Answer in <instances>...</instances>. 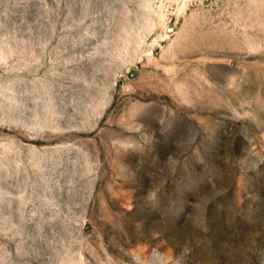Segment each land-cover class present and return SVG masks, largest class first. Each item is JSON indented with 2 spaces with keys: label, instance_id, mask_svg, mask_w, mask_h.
<instances>
[{
  "label": "rangeland",
  "instance_id": "obj_1",
  "mask_svg": "<svg viewBox=\"0 0 264 264\" xmlns=\"http://www.w3.org/2000/svg\"><path fill=\"white\" fill-rule=\"evenodd\" d=\"M0 264H264V0H0Z\"/></svg>",
  "mask_w": 264,
  "mask_h": 264
}]
</instances>
